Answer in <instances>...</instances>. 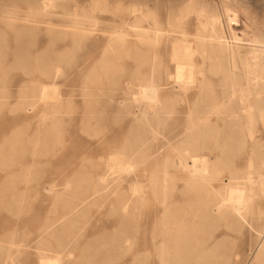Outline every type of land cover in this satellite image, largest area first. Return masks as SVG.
Segmentation results:
<instances>
[{
    "label": "rangeland",
    "instance_id": "374dc122",
    "mask_svg": "<svg viewBox=\"0 0 264 264\" xmlns=\"http://www.w3.org/2000/svg\"><path fill=\"white\" fill-rule=\"evenodd\" d=\"M76 1L80 8L77 12L91 8L89 0ZM183 1L174 2L178 5ZM197 1L200 8L204 6L208 12L201 13L197 9L196 14L192 13L187 31L197 33L200 20L210 14L222 20L217 31L230 40L235 37L233 35L241 40H236L230 50L219 55L211 54L208 48L201 53L191 44V57L207 80L206 95L195 108L193 99L201 92L199 88L189 94L190 103L184 96L169 102L166 106L169 119L162 126L166 130L160 127V137L155 139L156 135L147 124L145 127L134 124V113L143 109L138 102L130 101L133 114L114 118L113 105L109 101L115 94L110 90L109 78L116 74H121L124 79L141 78L162 60L163 64L173 68L172 49L182 38L183 28L170 26L167 21L163 24L168 36L160 44L164 49L162 58L151 53L145 56L133 52L127 54L125 51L129 47L119 49V45L115 46L113 54L105 56L108 34L89 39L72 36L76 22L73 7L76 5L65 11L58 8L40 12L39 26L34 27L24 18L33 15L27 6L21 3L16 8V0H0V264H128L134 258L133 248H142L143 240H146L143 248L149 250L143 263L158 264L165 259L157 255L153 241L160 244L167 240L170 231L177 229L172 219L163 223L160 219L166 205L178 198V188L184 183L175 167L180 153L171 150L178 137L169 142L165 138L177 134L179 129L182 131L189 106L207 110L214 99L222 101L232 90L244 85L251 52L256 46H264V0H252L250 4L245 0ZM131 2L122 0L120 13L128 15ZM166 15L167 8L161 5L151 20L163 16L165 21ZM144 26L149 24L145 22ZM113 28L102 23L99 29L112 31ZM124 28L134 34L131 27ZM263 58L264 55L260 57L261 62H264ZM52 65L63 67V76L56 81L47 79ZM38 78L42 83H56L62 95V105L48 113L47 118L42 117V112L50 110L54 102L44 104L40 101V87L33 83ZM117 95L122 97L120 92ZM28 107H34V116L25 115ZM30 111L33 112V108ZM212 119L217 120L215 129L220 131L223 121L216 115ZM257 124L254 132L245 130L238 144L239 150L233 156L232 164L236 163L233 168L248 167L254 142L261 144L260 157L264 158L263 119L258 118ZM217 131L209 135L211 142L207 140L209 150L206 148L205 153L215 162L222 157L215 169L226 175L221 155L223 147L218 146H223V139ZM211 136L214 137L211 139ZM157 145L164 150L156 152ZM115 150L121 153L122 161L131 159L135 162L136 172L117 180L111 178L110 198L99 208L92 195L97 189L100 173L106 172L111 164L109 157ZM168 155L169 161L164 159ZM225 179L221 176L218 180L224 183ZM140 181L145 186L141 192L145 191L146 200L137 204L129 224L121 226L122 214L112 213L111 203L118 196L125 201L132 199L133 185ZM161 181L168 186L167 197L157 193L156 186ZM67 184L75 192L60 194ZM117 184L121 187L120 194L114 191ZM200 192L208 196L206 189ZM213 196L209 199H215ZM80 200H85V204H77ZM77 205L84 206L75 216L72 213ZM173 205L179 207V204ZM261 205L264 208V201ZM186 208L190 211L188 204ZM258 212L253 213L255 217L251 214L249 225H237L227 217L203 222L198 231L206 243L200 250L218 246L221 264H257L253 262L259 242L256 229L261 230L264 225V215ZM63 217L66 224L61 226L58 218ZM50 226L53 229H48ZM224 240L228 242L224 244Z\"/></svg>",
    "mask_w": 264,
    "mask_h": 264
},
{
    "label": "bare ground",
    "instance_id": "6f19581e",
    "mask_svg": "<svg viewBox=\"0 0 264 264\" xmlns=\"http://www.w3.org/2000/svg\"><path fill=\"white\" fill-rule=\"evenodd\" d=\"M174 1L132 0L131 7L127 10L128 15L120 13L122 0H89L91 8H81L82 12H77L79 6H77L76 0H16V8L21 6V3L27 6L33 15L25 16V20L31 21L35 25L34 27H38L37 18L40 12L54 11L58 8H62L65 11L72 5H76L73 7L76 22L72 29L73 32H71L72 36L79 39H89L90 37L98 38L101 34H108V46L104 50L105 56L113 54L115 46L119 45V49L129 47L126 51L124 50L127 54L133 52L136 55L145 56L151 53L153 56L162 58L164 49L161 48L160 44L168 36L165 35L166 30L162 28L163 24L167 21V23H171L170 26L183 28L181 31L182 38L175 42V46L172 49L173 62L175 63L173 68L166 63L163 64L164 60H162L158 65L153 66L154 68L147 70L141 78L124 79L121 74H116L109 78L111 82L110 90L115 94L109 101L113 105L114 118L121 119L126 114H133L130 101L138 102V106H142L143 109L134 113V124H144L143 127L147 124L150 127V131L156 135L155 139H157L161 134L159 132L160 127L169 119L166 107L169 102L174 101L175 98L181 99L184 96L187 98V103H190L191 96L189 94L194 88H199L201 92L193 99L195 108L201 97L203 98L206 95L207 80L203 77L205 74L200 69L199 64L191 57V44L197 46L201 53L208 48L211 54L216 55L225 50H230L236 40H241L237 35H233L235 37H231L233 40H230L226 35L217 31V25L222 23V20L218 16L210 14L207 15L205 20H200L197 33L187 31L191 21V14H196L197 9L201 13L208 12V8L204 6L200 8L201 5L197 0H184L178 5ZM245 1L248 4L252 2V0ZM161 5L167 8V20L164 21L163 16L151 20L155 11ZM117 12L119 13L117 14ZM104 13L108 15H101ZM18 16L16 13V18ZM145 22L149 24L148 27L144 26ZM102 23L109 24L110 27H114V30H100ZM125 26L131 27V30H134V34L126 32ZM250 55L251 60L249 62L247 60L248 71L244 85L232 90L229 96L222 101L214 99L213 103L208 104L207 110H195L189 106L187 122L184 124L182 131L179 129L177 134L168 139L165 138L169 142L178 137L176 144L171 147V150L173 152L177 150L180 153L179 160L175 161V167L184 183L178 188V198L175 199V202L166 205V209L160 219L161 223L172 219L177 229L170 231L167 240H163L162 243L157 244L153 241L157 255L165 258L161 259L160 264H221L222 262H220V256L218 255L220 248L217 249L218 246L217 248L216 246L213 248V246L212 248L200 250L206 243L203 241V236L199 237L200 231H198V227L200 224L203 222L209 223L211 220L214 221L213 219L219 220L227 217L231 218L237 225H249V217L255 211H259L258 213L262 216L264 215V208L261 205V202L264 201V158L260 157L261 144L254 142V145L251 146L247 168H243V166L239 168L234 166L236 168H233L236 163L232 164L233 156L235 151L239 150L238 144L245 130L248 129L249 132H254L258 118L264 121V99L262 98L264 62L260 61V57L264 55V46L262 48L256 46ZM52 68L53 70L48 73L47 79L56 81L63 76V67L52 65ZM49 69L51 68L49 67ZM201 75L202 78L200 77ZM33 83L40 87L39 98L42 103L54 102V106L50 107V110L42 112V117L47 118L48 113L54 112V108L57 110L58 106L62 105V95L57 90L56 83H42L39 78L35 79ZM119 92L122 94L121 98L117 95ZM208 101L212 100L209 99ZM30 108H33V112L30 111ZM34 110V107H28L25 115H33ZM213 115L223 121V127H221L220 131L215 129L218 122L212 119ZM213 131H217L222 135L223 146L219 144L218 146L223 147L221 148V155L224 159L222 161L225 163L223 167H225L227 172L226 175H222V171L215 169L222 157L215 162L205 153L207 140L210 141L209 135H212ZM214 136H211V139ZM154 150L159 153L164 150V147L157 145ZM207 150L209 149L207 148ZM109 158L111 164L108 165L106 172L100 173L97 179V189L92 195L95 199L94 202L100 205H98L99 208H102L110 198L111 178L117 180L123 175H131L136 172L135 162L131 159L122 161L119 151H116ZM164 159L169 161L171 159L170 155L166 158L164 156ZM101 160L104 159L101 158ZM221 176L226 177L224 183L218 180ZM157 187V193L162 197H167L168 186L165 185V182L161 181L156 186V189ZM142 188L145 189V186L140 181L133 185L132 199L125 201L123 197L118 196L111 203V212L122 214L120 219L121 226L125 227L126 224H129L136 207H138L137 204L146 200V193L145 191L141 192ZM120 189V185L118 186L117 184L114 190L115 193H122ZM203 189H206L208 196H203L205 195L204 193H202L203 195L201 194L200 191ZM72 192L75 191L72 190L71 185L67 184L64 191L60 194ZM142 194H144V198ZM213 194L215 199H209ZM84 202L86 201L80 200L77 204L82 205L85 204ZM173 203L179 204V207H173ZM187 204L190 207V211L186 208ZM80 205L74 206L73 215L77 216L82 212L81 208L84 205ZM58 221L61 226L66 224L64 217L58 218ZM48 229H53V227L50 226ZM256 230L259 242L256 246V251L254 250L253 262L264 264V225L261 230L259 228ZM221 242L223 244V241ZM227 242L224 240V244ZM142 244L144 247L146 240H143ZM143 247L133 248L134 258L128 264H149L143 263L144 258L146 260V256L149 255V250ZM71 257H74V254ZM214 260H217V262L214 263Z\"/></svg>",
    "mask_w": 264,
    "mask_h": 264
},
{
    "label": "crops",
    "instance_id": "0c3cea01",
    "mask_svg": "<svg viewBox=\"0 0 264 264\" xmlns=\"http://www.w3.org/2000/svg\"><path fill=\"white\" fill-rule=\"evenodd\" d=\"M2 24V23H1Z\"/></svg>",
    "mask_w": 264,
    "mask_h": 264
}]
</instances>
